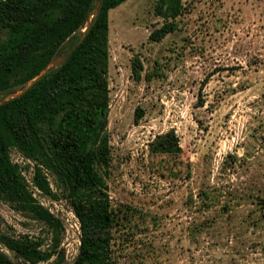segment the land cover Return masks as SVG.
Here are the masks:
<instances>
[{"label":"rangeland","instance_id":"rangeland-1","mask_svg":"<svg viewBox=\"0 0 264 264\" xmlns=\"http://www.w3.org/2000/svg\"><path fill=\"white\" fill-rule=\"evenodd\" d=\"M181 1L176 30L159 41L148 40L162 23L156 0H126L109 11L112 264H264V0ZM134 55L140 80L131 72ZM169 130L180 152H153L154 139ZM9 152L28 165L27 187L58 225L0 200V231L40 240L50 257L38 264H71L80 228L70 204L45 168L57 198L34 185L33 161ZM0 250L23 262L1 242Z\"/></svg>","mask_w":264,"mask_h":264},{"label":"trees","instance_id":"trees-1","mask_svg":"<svg viewBox=\"0 0 264 264\" xmlns=\"http://www.w3.org/2000/svg\"><path fill=\"white\" fill-rule=\"evenodd\" d=\"M125 1L101 0L82 33L97 0H0V95L22 89L49 62L75 47L22 94L0 104V200L31 212L48 226L58 225L32 197L23 175L28 165L11 160L9 150L14 147L33 161L34 185L57 198L43 168L54 177L78 220L80 244L71 264H112L114 258L118 212L110 203L105 180L111 162L108 17ZM182 8L181 0H156L154 14L162 23L150 31L148 40L159 41L176 30ZM143 70L134 55L133 78L140 80ZM156 74V69L147 71L144 79ZM151 146L162 154L181 150L173 130L158 135ZM0 242L23 260L14 262L0 250V264H38L50 257L41 250V241L28 235L15 238L0 231Z\"/></svg>","mask_w":264,"mask_h":264},{"label":"water","instance_id":"water-1","mask_svg":"<svg viewBox=\"0 0 264 264\" xmlns=\"http://www.w3.org/2000/svg\"><path fill=\"white\" fill-rule=\"evenodd\" d=\"M101 0H97L96 2V5L94 7V9L91 11L88 19H87V22H86V25L82 28V33H84L87 28L90 26V23H91V19L94 15V13L97 11L98 7H99V4H100ZM82 39V35L79 39V42L81 41ZM79 42L75 45L77 46L79 44ZM75 47L71 48L70 50H68L67 52L63 53L62 55H60L58 58L52 60L51 62L48 63V65L35 77L33 78L31 81H29L28 83H26V85L20 89V90H17L15 92H12V93H9V97L5 98L3 101H0V104L6 102L7 100L11 99V98H14V97H17L19 96L20 94H22L36 79H38L41 75H43L45 72H47L49 69H51V67L55 66V65H58L59 63H61L63 61V59L70 53L72 52V50L74 49Z\"/></svg>","mask_w":264,"mask_h":264}]
</instances>
